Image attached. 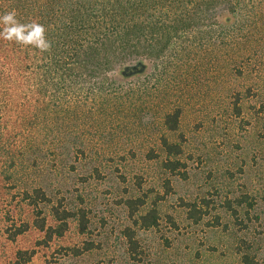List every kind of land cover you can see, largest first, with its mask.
Segmentation results:
<instances>
[{"label": "rangeland", "instance_id": "rangeland-1", "mask_svg": "<svg viewBox=\"0 0 264 264\" xmlns=\"http://www.w3.org/2000/svg\"><path fill=\"white\" fill-rule=\"evenodd\" d=\"M212 60L204 58L200 74L120 77L124 82L106 91L124 97L141 89L146 103L134 107L132 99L120 113L105 108L102 119L95 111L69 123L66 111L54 108L48 121L36 117L20 136L16 121L0 122V264H238L242 240L254 244L264 264V203L251 212L249 229L239 227L238 203L242 193L256 198L264 191V121L248 125L235 116L245 81ZM169 104L185 110L176 133L160 120ZM69 134L77 135V146ZM163 135L183 145L186 177L165 170ZM151 151L156 159L148 158ZM39 188L51 199L40 216L24 193ZM137 198L145 204L133 218L125 201ZM55 208L74 216L62 237L49 239L37 219L57 230ZM153 208L158 227L137 226ZM127 228L135 231L139 260L129 255ZM20 252L31 260L22 261Z\"/></svg>", "mask_w": 264, "mask_h": 264}, {"label": "trees", "instance_id": "trees-1", "mask_svg": "<svg viewBox=\"0 0 264 264\" xmlns=\"http://www.w3.org/2000/svg\"><path fill=\"white\" fill-rule=\"evenodd\" d=\"M12 8L21 23L44 24L46 38L52 43L50 51L40 52L30 45L0 39V122L16 121V135L23 134V128L31 126L36 117L48 121L54 108L66 111L69 123H83L95 111L102 119L105 108H116L119 113L131 109L125 105L132 99L134 107L146 103L143 96L147 92L141 89L124 97L121 92L106 91L107 85L124 82L114 72L142 60L151 63L149 73L157 74L158 80L175 74H200L205 57L213 58L212 65L222 62L226 74L245 81L236 94L235 116L248 125L264 121V0H0V14ZM249 103H255L252 110L246 108ZM184 111L179 104L163 108L160 120L165 131L179 130ZM75 135L69 134L67 141L77 146ZM159 145L166 155L165 170L186 177L183 145L165 135ZM157 157L153 151L148 155L151 160ZM166 187L169 194L170 182ZM24 193L38 216L39 207L51 203L41 188ZM256 198L249 193L239 195L242 229H249L250 214L259 200L264 203V191ZM144 204V198L125 201L133 218ZM54 216L60 222L57 230L37 219L49 239L54 233L62 237L74 214L55 208ZM158 220L153 208L138 216L135 224L152 229L158 227ZM84 221L83 215L85 230ZM124 234L131 259L139 260L135 231L127 228ZM239 255L238 264H259L252 242L242 240ZM19 256L24 262L32 258L27 252Z\"/></svg>", "mask_w": 264, "mask_h": 264}, {"label": "clouds", "instance_id": "clouds-1", "mask_svg": "<svg viewBox=\"0 0 264 264\" xmlns=\"http://www.w3.org/2000/svg\"><path fill=\"white\" fill-rule=\"evenodd\" d=\"M15 8L0 14V39L15 42L21 46H33L40 52H48L52 47L46 38L47 28L37 21L21 23Z\"/></svg>", "mask_w": 264, "mask_h": 264}, {"label": "water", "instance_id": "water-1", "mask_svg": "<svg viewBox=\"0 0 264 264\" xmlns=\"http://www.w3.org/2000/svg\"><path fill=\"white\" fill-rule=\"evenodd\" d=\"M230 21L231 20L229 18L225 19V22H227L228 24L231 23ZM149 70L150 64L147 61L142 60L135 63L127 64L120 70L114 72L113 74L124 79H131L138 76H144L149 72Z\"/></svg>", "mask_w": 264, "mask_h": 264}]
</instances>
